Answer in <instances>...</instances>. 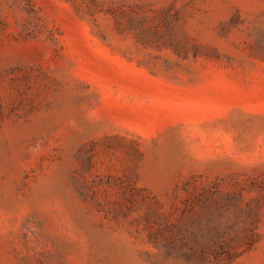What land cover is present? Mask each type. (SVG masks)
I'll return each mask as SVG.
<instances>
[{
	"label": "rangeland",
	"instance_id": "obj_1",
	"mask_svg": "<svg viewBox=\"0 0 264 264\" xmlns=\"http://www.w3.org/2000/svg\"><path fill=\"white\" fill-rule=\"evenodd\" d=\"M0 264H264V0H0Z\"/></svg>",
	"mask_w": 264,
	"mask_h": 264
}]
</instances>
